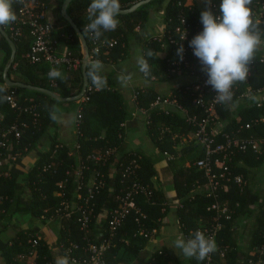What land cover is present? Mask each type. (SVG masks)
<instances>
[{
    "label": "trees",
    "instance_id": "16d2710c",
    "mask_svg": "<svg viewBox=\"0 0 264 264\" xmlns=\"http://www.w3.org/2000/svg\"><path fill=\"white\" fill-rule=\"evenodd\" d=\"M64 1L57 0V6L53 11L56 21V30H54L53 34L58 39L63 38L62 36L64 35L67 36L68 51L83 60L85 51L82 42L74 29L61 16V8ZM41 2L48 8L51 0H41ZM137 2L138 0H120L121 9H129ZM90 3L91 0H74L68 8L69 15L86 38L90 51V62L92 60H100L102 64H110L126 58L130 50V39L139 37L136 29L139 28V30L144 31L148 26V8L150 5L142 6L129 15H119L117 19L120 23L116 30L105 32L100 38V40H105L108 43L111 40H115L116 45L111 49L101 47L99 52L95 53V40L92 39V34L83 32L84 25L89 23L87 9ZM220 3L221 0H206V9L210 10L214 16L219 17L222 13L220 8L217 9L215 6H220ZM263 5L264 0H252L250 7L254 21L260 22L261 38L264 39V12L263 16L259 17ZM13 8L18 18L20 10L18 0L13 4ZM200 14L201 12L195 5H187V0H169L164 16L167 32L173 37H177L176 29L181 26V20L186 21V28L188 29L187 46L190 49L187 55L188 64L182 62L178 67L172 65L180 57L177 48L168 39H165L166 41L164 42L173 49L172 57L164 59L158 57L157 53L161 51L163 43L159 39L151 38L146 43L144 56L149 67V72L146 75L148 79L154 78L160 82H168L176 79L179 75L190 73L198 78L197 82L200 79H207L206 74L201 70V64L193 63L197 57L194 56L193 49L189 46L190 41L203 30ZM3 27L11 37L12 33L9 25ZM13 41L17 48V57L9 73L10 79L15 82L51 90L60 97H72L79 94L84 81L82 66L76 71H69L66 67H58L57 69L62 73V79H54L58 86L53 87L52 79L48 76L51 70L50 65L45 63L32 64L26 58L32 41L28 28L23 27L22 37L13 39ZM149 50L153 53L152 56L147 55ZM0 51L4 54L0 65V80L3 81V71L10 60L11 48L1 32ZM261 57L264 56L255 53L253 61L257 63L250 69L247 80L235 84L236 89L232 91V103L221 104L216 109L212 124L220 119L223 121L229 120L228 115L232 105L247 90L255 93L264 88V64L260 63ZM88 71L89 66L87 73ZM192 85L179 86L172 95L163 98L174 99L176 103L187 109L191 115L195 114L199 118H203L205 110L193 103L195 93L192 90ZM7 89L16 91L18 103L16 108H11L6 101L0 102V113L4 115V120L0 122L1 129L7 130L16 123H27L28 128L23 129L20 126L21 135L19 137L14 134L8 135L6 146L0 150L1 164L6 166L11 164L13 160L17 161L20 157L37 148L45 134L57 130L56 116L59 114L60 108L68 110L79 103L78 110L79 108L81 109L79 116L82 135H74L75 138L72 145H64L59 149H56V146L61 144V142L55 141L52 143L51 149L43 154L38 164L27 173L29 196L25 203L22 201L21 192L15 178L8 171H0V209L2 210L0 220L9 221L16 213L25 212L39 219L48 220L52 218L60 221L57 250L55 251L45 239L41 238L36 248V264H55L57 254L65 255L64 250L59 248V245L65 244L67 246L70 241H75L79 244L80 249L75 251L74 256L81 261L86 260L90 264L92 259V256L82 249L85 245L88 243L99 245L103 241H109L110 247L103 254L105 263L129 264L131 258L138 257L140 251L146 248L154 237L161 234L166 226L167 213L165 207L162 204L160 205L163 199L160 191L153 188V202H147L142 198L138 202L137 208L145 217L137 221L140 215L133 211L125 223L116 231L115 235L111 236L109 229L111 211L118 207L119 198L126 193L128 186L131 185L132 177L136 175L141 182L149 184L150 178L155 174L153 164L146 156L137 152H127L123 149V126L132 115V111L128 109L127 102L123 96L109 85L95 86L90 77L87 93L88 100L77 103H62L46 94L35 91L13 87H8ZM137 92L136 106L149 111L150 123L148 124V132L153 142L162 152L174 145L170 143L172 139L169 135L161 133L162 125L170 126L172 130H175V126L181 128L186 135L194 133L193 127L187 123L186 115L182 110L173 108V110L164 111L153 107L155 101L161 97L155 89H139ZM2 95L3 93H0V96ZM32 106L36 107V114L31 113L30 108ZM77 116L78 113H76L75 117ZM262 116H264V102L261 103V106L255 104L249 107L240 117L232 119L225 130L218 134V142H223L224 134L239 138H246L251 135L263 137L264 122L254 125L250 129L245 127ZM76 144L81 146L79 153L75 148ZM195 145L198 152L190 160L189 166L182 167L173 173L176 197L181 200L180 205L177 207V217L185 239L190 238V234L200 228L211 226L216 216V212L210 209L214 199L208 196L210 189L208 179L204 170L199 169L195 165L203 157V150L200 144L196 143ZM111 149H115L116 154L111 155L104 166L90 164V169L85 172L88 180L97 173L103 174L105 186L99 190L95 199L91 202L90 208H93V211L90 215V224L86 231H81L78 223V213L67 218L57 214L56 210L64 199L75 204L78 202L77 197L79 194L84 199L86 197L85 192L77 190V171L80 161L91 152L106 153ZM55 150H57L58 156L52 158ZM137 157L138 159L140 157L138 160L139 168L134 170V175L124 176L127 167ZM241 160L247 163L260 164L264 162V155H256L249 150L245 153L236 149V155L230 163L231 172L233 177L242 175L244 179L241 185L232 181L228 191L222 189L223 187L219 190V200L228 206L231 212V219L222 221L223 228L218 232L215 255L220 251H225L227 252V259H230L231 254H234L233 250L236 245L235 218L250 204V199L246 196L248 195V190L245 187L247 174L243 167L238 166V162ZM48 165L51 167L50 170L44 172V168ZM218 171V168H216V172ZM62 182L65 185L60 189L59 184ZM224 184L225 182L221 181V185L223 186ZM254 230L252 246L259 249L263 245L261 237L264 231V212L261 213L255 223ZM145 234L149 237L146 238ZM34 235L36 234L33 229H26L18 232L13 238L5 242L2 248L5 264H25V261H21L19 256L32 249L29 241ZM249 256L250 254L243 258L241 262H238V259L234 261L236 264H242V261ZM171 258L170 250H163L155 254L147 264H167V260H171ZM190 261L191 264H205L202 260H197L195 257L190 258ZM228 261L227 264H234L232 260ZM172 264H179V261L175 259Z\"/></svg>",
    "mask_w": 264,
    "mask_h": 264
},
{
    "label": "crops",
    "instance_id": "0c3cea01",
    "mask_svg": "<svg viewBox=\"0 0 264 264\" xmlns=\"http://www.w3.org/2000/svg\"><path fill=\"white\" fill-rule=\"evenodd\" d=\"M168 3L169 0H159L149 4L148 26L144 31L139 30V28L136 29L139 37L130 39L128 56L114 63L103 64L101 71V75L105 79L104 85H109L118 91L127 102L128 109L132 111L131 117L123 126V149L127 152L140 153L151 161L155 174L150 178L149 185L160 191L161 198H163L160 205L162 204L165 207L167 213L166 226L161 234L154 237L148 246L140 251L138 257L131 258L129 264H147L155 254L163 250H170L171 252L172 258L167 260V264H172L175 259L179 261V264H191L190 258L183 256L181 251L174 247V241L183 233L177 217V207L180 205L181 200L176 197L173 173L182 167L189 166L190 160L198 152L195 147L194 133L186 135L181 128L175 126L173 132L177 138L175 141L170 142L174 145L162 152L149 135L147 116L138 111L134 101V94L139 89L152 88L159 92L161 97H169L179 86L190 85L198 80L190 73L179 75L172 81L160 82L154 78L148 79L144 72L140 70V61H145L146 43L151 38L159 39L163 43L161 51L157 53L158 57L164 59L173 55V49L164 42L167 39L164 16ZM187 5H195L200 12L207 10L206 0H187ZM56 6L57 0H51L46 11L48 18H52L53 21H55L53 11ZM53 37L55 38L54 34ZM62 37L61 39L56 38V40L58 41V51L64 54L68 52L67 36ZM261 40L262 44L256 53L264 56V39L261 38ZM3 58L4 54L0 51V65ZM193 63L200 64L198 58ZM120 75L130 76V79L122 82L118 79ZM263 102L264 88L255 93L247 90L244 95L238 98L234 106L232 105L228 115L229 120H217L212 124L213 131L219 134L225 130L232 119L240 117L249 107ZM78 104L68 110L60 108L59 114L56 116L57 130L45 134L37 148L20 157L17 161L13 160L9 165L5 166L0 163V171H8L15 178L24 203L27 202L29 196L27 173L38 164L42 155L51 149L52 143L55 141L64 143L66 146L72 145L75 138L74 124ZM167 109L173 110V107ZM238 166L243 167L247 174L245 187L248 190L246 196L250 199V204L235 218L236 245L233 250L234 254H231L230 259H227V252L225 251H220L215 255L217 261L226 264L229 262L228 260H232L236 264L235 259L241 262L247 255L255 252L256 247L252 246L254 225L261 213L264 212V162L255 164L241 160L238 162ZM225 190H230V186ZM60 225V221L57 219H39L25 212L16 213L9 221L0 220V264H5L2 256L4 243L13 238L18 232L26 229H33L40 239H45L56 251L59 244ZM126 242L128 241L126 240ZM61 245H59V248H61ZM57 256H62V254H57Z\"/></svg>",
    "mask_w": 264,
    "mask_h": 264
},
{
    "label": "built area",
    "instance_id": "2783aa9c",
    "mask_svg": "<svg viewBox=\"0 0 264 264\" xmlns=\"http://www.w3.org/2000/svg\"><path fill=\"white\" fill-rule=\"evenodd\" d=\"M20 3L19 17L16 21L9 25V29L11 30L12 39H20L23 35V27L28 28L30 35L32 37L30 51L26 55V58L32 64L45 63L49 64L51 69L58 67H66L69 71H76L82 66V60L78 57H75L71 52H66L61 54L58 51V41L53 37V33L55 30L56 22L52 20V18H48L46 11V5L41 2V0H18ZM210 1V0H209ZM46 8V9H45ZM215 8L219 9L220 6H215ZM261 14L259 17L263 16L264 5L261 9ZM177 37H173L171 34L167 32V39L169 42L174 45V47L181 48L183 47V52L181 53L183 59L179 58L178 61L172 63L173 66H180L182 62L187 63V55L190 49L187 46V33L188 29L186 28V21L181 20V26L176 29ZM184 38V39H183ZM116 45L115 40H111L109 43L105 40H95L94 41V52H99L101 47H105L108 49L113 48ZM180 57V55H179ZM257 62L252 61L249 66V69L253 68ZM260 63L264 64V57H261ZM250 71V70H249ZM250 74V72H249ZM146 76V74L144 73ZM147 77V76H146ZM207 79H200L197 83H193L192 90L195 93L194 96V104L196 106L202 107L205 110V116L203 118H199L197 115H191L187 109L183 108L181 105L175 102L174 99L169 98H158L153 104L154 108H160L164 111H167L168 107H173L175 109H180L186 115L187 123L193 127L194 129V142L200 144L203 150V157L199 159L195 165L204 170L205 175L208 179L210 189L208 191V196L214 199L213 205L210 207L211 210L216 212V216L214 218V223L211 226H206L204 228H200L199 231H202L206 237H211L215 241L218 237V232L223 228L222 221L231 219V212L226 204H223L219 200V190L226 189L230 186V183L233 181L238 185H241L243 181V177L241 175L233 177L230 163L236 155V149L241 152L252 151L256 155H264V136L256 137L251 135L246 138L234 137L229 134L223 135V142H218L217 136L213 129L212 123L214 121V115L216 109L221 105L216 101L215 96L217 93L212 89L210 85L206 83ZM53 87H57L58 83L52 79ZM191 85V84H190ZM0 86H3L6 91L3 95H7L10 97V100L6 102L11 108L17 107V93L16 91H9L8 86L0 80ZM236 89L235 85L232 88V91ZM210 96V97H209ZM138 97V92L136 91L134 94V101L136 104V99ZM87 95L82 101H87ZM81 102V101H80ZM261 106V103L258 104ZM138 111H141L143 114L147 116V123L149 124V111L144 110L142 108H138ZM31 113H35L36 107L32 106L30 108ZM80 112L81 109L77 111L78 116L75 117L74 124V133L75 135H82L80 129ZM4 120V115L0 113V122ZM264 122V116L260 119L253 120L250 124L246 125L247 129L252 128L254 125ZM28 128L27 123L22 124H14L7 130H3L0 127V150L6 146L8 141V135L14 134L19 137L21 135V129ZM161 133L163 135L167 134L171 137L172 141L176 140V135L173 132L170 126H163L161 129ZM65 144H59L56 146V149L62 148ZM75 148L79 153L81 148L80 144H76ZM115 149H111L106 153L103 152H91L86 158H83L80 161V165L77 171V180L78 186L77 190L79 192H85V199L81 194L78 195V202L72 204L67 199L62 200L60 206L56 210L57 214H61L64 217H72L73 214L78 213V223L80 225L81 231H86L88 225L91 221V212L93 208H90L91 202L95 199L96 194L99 192L101 188L105 186V182L103 180V174L97 173L93 175L91 179H86L85 172L90 169V164L95 166H104L111 155H115ZM1 155V152H0ZM58 156L57 150L54 151L55 158ZM140 159V157H139ZM138 157L135 158L132 163L125 170L126 175H134V170L139 168ZM50 166H46L44 168V172L50 170ZM216 168H218V172H216ZM221 181H224L225 184L222 186ZM65 183H60L59 187L62 189ZM154 190L151 185L148 183H143L140 179L135 175L132 177V183L128 186L126 193L119 198V204L117 208H114L111 211V217L109 221V229L111 232V236L113 237L116 231L125 223L126 219L129 215L134 211L139 214V218H144L145 215L140 212L137 208L139 200L142 198L147 202H153ZM1 203V198H0ZM2 210L0 209V214ZM145 237L149 236L145 234ZM263 245L258 249L256 248L255 252L251 253L250 256L242 261V264H264V231L262 233ZM40 237L38 235H34L30 238V245L32 249L19 256L21 261H25V264H36L37 252L36 248L39 245ZM110 247L109 241H103L101 244H92L88 243L85 245L84 252L89 253L92 256L90 260L92 264H106L103 259V254ZM61 249L64 250L65 254L70 256V260L74 261L75 264H89L86 260H79L76 258L75 251L80 249V246L75 241H70L67 246L65 244L61 245ZM205 264H226L221 263L215 258V249L208 256L202 260Z\"/></svg>",
    "mask_w": 264,
    "mask_h": 264
},
{
    "label": "clouds",
    "instance_id": "9594fccd",
    "mask_svg": "<svg viewBox=\"0 0 264 264\" xmlns=\"http://www.w3.org/2000/svg\"><path fill=\"white\" fill-rule=\"evenodd\" d=\"M17 0H0V27L10 25L17 19L13 4ZM252 0H221L222 15L216 17L210 10L200 14L203 30L189 43L193 54L198 58L202 71L206 74V83L217 93L216 101L221 104H231L233 101V86L244 82L249 76V66L255 53L259 50L262 33L259 21H254ZM120 0H91L88 6L89 23L84 25L83 32L91 33L92 39L100 40L105 32L115 31L120 21ZM184 39V38H183ZM183 47L178 49L180 59ZM152 56L151 50L147 53ZM140 70L146 75L149 67L146 61H140ZM103 64L100 60H92L89 64L88 76L93 84L101 87L105 79L101 75ZM48 76L50 79H62V73L52 68ZM118 79L125 82L130 76L120 75ZM6 89L0 86V93ZM10 100L7 95L0 96V102ZM234 106V105H233ZM174 247L179 249L187 258L195 257L204 260L215 249V241L197 230L185 239L181 234L175 241ZM55 264H75L67 254L57 256Z\"/></svg>",
    "mask_w": 264,
    "mask_h": 264
},
{
    "label": "water",
    "instance_id": "95a60500",
    "mask_svg": "<svg viewBox=\"0 0 264 264\" xmlns=\"http://www.w3.org/2000/svg\"><path fill=\"white\" fill-rule=\"evenodd\" d=\"M73 1L74 0H65L64 1L62 8H61V16L74 29V31L76 32V34L80 38L82 45H83V48H84V51H85L84 58L82 60V72H83L84 81H83V87H82L81 91L79 92V94L72 96V97H60L59 95H57L55 92H53L51 90L35 87L32 85H27V84L20 83V82H15L12 79H10L9 73L11 71V68L13 67V65L16 62L17 48H16V45H15L13 39L10 37L8 32L5 30V28L2 26V27H0V32L3 35V37L6 39V41L9 43V46L11 48L10 60H9L8 64L5 66L4 71H3V81L8 87L19 88V89L43 93V94H46V95L50 96L51 98H53L59 102H62V103H77V102L82 101L85 98V96L88 93V89H89V77H88L87 69H88V66L90 64V51H89V47H88L86 38L84 37L83 33L81 32L79 27L76 25V23L74 22V20L72 19V17L68 13V8ZM155 1H159V0H141L137 3H135L134 5H132L129 9H120L119 15L132 14L137 9H139L140 7L149 5L150 3L155 2Z\"/></svg>",
    "mask_w": 264,
    "mask_h": 264
}]
</instances>
